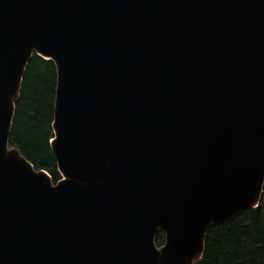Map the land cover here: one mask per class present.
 <instances>
[{
  "label": "water",
  "instance_id": "95a60500",
  "mask_svg": "<svg viewBox=\"0 0 264 264\" xmlns=\"http://www.w3.org/2000/svg\"><path fill=\"white\" fill-rule=\"evenodd\" d=\"M33 54L54 183L7 141ZM263 179L264 0H0V264H192Z\"/></svg>",
  "mask_w": 264,
  "mask_h": 264
},
{
  "label": "trees",
  "instance_id": "16d2710c",
  "mask_svg": "<svg viewBox=\"0 0 264 264\" xmlns=\"http://www.w3.org/2000/svg\"><path fill=\"white\" fill-rule=\"evenodd\" d=\"M54 87L53 61L33 54L22 76L7 138L35 169L47 171L53 183L60 177L49 144ZM163 239V230L158 229L155 244ZM192 264H264L263 199L232 220L209 226L203 252Z\"/></svg>",
  "mask_w": 264,
  "mask_h": 264
},
{
  "label": "rangeland",
  "instance_id": "374dc122",
  "mask_svg": "<svg viewBox=\"0 0 264 264\" xmlns=\"http://www.w3.org/2000/svg\"><path fill=\"white\" fill-rule=\"evenodd\" d=\"M261 200L263 199V204H264V179H263V184H262V193H261Z\"/></svg>",
  "mask_w": 264,
  "mask_h": 264
}]
</instances>
